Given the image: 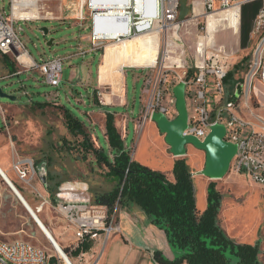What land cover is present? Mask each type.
<instances>
[{
  "label": "rangeland",
  "instance_id": "obj_1",
  "mask_svg": "<svg viewBox=\"0 0 264 264\" xmlns=\"http://www.w3.org/2000/svg\"><path fill=\"white\" fill-rule=\"evenodd\" d=\"M80 1H68L74 3L76 13L80 11ZM9 2L10 0H0V9L3 8L6 15H9L10 6L16 2L20 3V0H15L11 5ZM24 2L32 3L33 8L28 6L19 10L23 13H29V15L34 14L37 18L27 22H14L13 26L27 54L35 58L37 63L54 57L66 59H64L62 65L61 83L58 87H52L43 83L42 78L35 71L30 74H10L11 71L9 68L7 71L2 56H0V91L15 98L13 102L0 98V161L3 160L7 169L3 168L1 164L0 166L7 173L14 187L21 193L50 231L61 250H68L67 253L64 251L63 253L68 254L67 257L75 263L81 264L79 256L72 254L74 246H76L72 232L50 205L54 204L56 195L61 194L63 183L71 181L85 183L94 197L96 194L111 191L114 188L115 181L106 176V170L96 162L91 153L86 154L85 159H82L83 151L78 148L81 137L72 136L69 133L65 125L62 106L55 104L56 102L52 101V96H57L61 105L81 122L86 117V130L90 134L94 148L98 149L100 144L106 149L104 137L99 132L102 131L104 123L103 113L96 111L83 114L82 112L91 110L86 106L88 103L86 91L81 86L68 87L66 79L71 66L79 68L83 63L90 61H92L90 70L95 75L96 64L102 62L106 45L114 41H95V46L92 45V19L87 4L81 9L80 16H82V19L79 17L86 28L82 30L78 26L72 28L67 24L53 21L56 20V15L61 11V0H25ZM186 4V17L181 18L178 12L177 22L173 28L159 30L156 64L151 67L133 68L128 66L130 61L127 59L124 70H122L123 81L121 85L123 93L125 90L124 96L127 106L116 111L121 114L118 117L119 120L128 118L125 143L130 152L134 154L136 162L155 171H160L158 169L160 161L152 152L154 149L150 146V142L148 143V146H150L148 150L139 152V146L137 147V143L134 141V124L135 122L138 123L137 130H139L142 121L138 118L146 99V93L142 95V81H136L134 76L139 74L145 76L147 74L149 85L157 69L164 70L170 78L174 75H182L185 70L191 72L201 60L200 54L196 53V44L200 40L204 44V53L221 46L230 54V69L228 71L230 76L225 82L222 105L238 102L244 93L249 91L248 105H240L241 115L253 122L257 118L264 119V88L260 85L258 78L255 77L250 89L247 90L246 75L249 59L242 61L246 57H251L256 38L252 39L251 37L247 46L241 48L238 34L235 36L234 34L225 35V30L218 27L222 24L211 28L209 21L214 15L212 16L201 9V5L191 7L190 0H187ZM43 18H49L52 22H35V20H42ZM157 27L158 25H155L154 29ZM40 28H47L49 34L44 37L39 32ZM216 29L217 32L214 33ZM208 35L213 37L209 38ZM82 36L83 39L80 42ZM50 39H53V44L46 47L45 42ZM79 45H81L84 55L80 54ZM9 60L13 65V70L19 72L25 70L16 63L12 56H9ZM120 62V60H117L115 65ZM77 74V79H82L83 69ZM170 82H173V80L170 79ZM109 92L110 90L107 88L101 89V93L104 95L109 94ZM168 96L169 93L165 92L163 104L168 108L170 114L175 117L176 112L174 106L169 105ZM91 100L92 103L97 104L102 98L95 91L91 96ZM45 102L47 105L43 109L35 105ZM145 122H149V120ZM151 123L154 126V134L156 133L163 138L155 124ZM119 128H121V125ZM147 131L148 126L143 130V137L147 136ZM186 151V157L184 158L187 165L193 171L199 167L197 171L200 173L204 163V153L192 146H187ZM23 158L32 160L34 164V175L29 183L19 181L16 175L8 169H11L14 161ZM161 172L163 171L161 170ZM198 176L200 177L192 180L196 191H198L200 180L203 178L201 174H198ZM247 179L244 175H237L228 170L221 179L209 180L208 182L215 184V189L221 196V207L218 214V223L221 229L237 243L253 245L255 242H259V261L264 264V186L253 184ZM0 182L2 185L0 240L7 243L14 241L27 242L44 250L49 255L55 254L54 247L37 228L1 178ZM44 201L49 204L40 207ZM132 205L134 204L123 207ZM134 206L138 207L137 205ZM138 209L143 212L139 207ZM143 214L145 213L143 212ZM145 216L149 219L147 215ZM170 248L176 253L174 258L180 255L178 250ZM92 249L100 252L102 248L93 245Z\"/></svg>",
  "mask_w": 264,
  "mask_h": 264
},
{
  "label": "built area",
  "instance_id": "obj_2",
  "mask_svg": "<svg viewBox=\"0 0 264 264\" xmlns=\"http://www.w3.org/2000/svg\"><path fill=\"white\" fill-rule=\"evenodd\" d=\"M14 1L10 0V5ZM111 1L119 2L120 0ZM155 1L156 10L153 18L147 21L144 15L146 3L142 11H137L133 8L132 1L127 0L124 4L123 17H116L112 20L116 23H123V20L127 19L128 31L118 37L107 39L97 36L95 33L97 13L92 7V0H81L80 8L82 9L87 4L91 11L92 45L95 46V41H119L121 38L141 35L154 29L155 25L160 26L161 30L173 28L177 22L180 0ZM199 1L206 12L214 14L216 11H225L235 6L238 8L242 3L254 0ZM18 21L27 22L28 20L13 18L12 5L9 8V15L5 14L4 9H0V55L12 56L19 65H22L18 58L22 54H28L13 26L14 22ZM252 35L253 38H256V43L247 64V90L250 89L255 77L264 88V0L255 17ZM79 52L82 55L85 54L81 48H79ZM200 57L201 60L194 70L191 72L185 70L180 76L174 75L170 78L162 69L155 71L150 80L138 120H141L142 124L147 120L150 121L153 113H161L167 120H173L175 117L164 106L163 100L165 92L169 93L168 103L174 106L175 99L172 89L175 85L182 83L187 110V126L183 131V136H191L203 141L212 126L222 125L225 130L223 140L236 146L229 170L237 175L246 176L258 186H264V119L257 118L253 122L241 115L240 105H248L249 91H246L238 102L222 105L225 91L224 80L230 69V54L223 47L219 46L208 52H202ZM64 59L66 58L54 57L40 63L34 62L30 65V69L38 73L43 83L58 87L61 83ZM170 79L173 82H170ZM11 170L23 183H29L35 171L32 160L27 158L14 161ZM63 194H71L75 197L67 198ZM1 197L2 185L0 182V200ZM55 198L54 204L50 207L55 209L66 227L72 232L76 244L84 238H88L92 242V247L94 245L103 248L112 235L119 233V225L115 221L117 205L110 213L106 206L96 204L83 192L75 193L71 189L62 191ZM48 204L44 201L40 207ZM55 251V254H42V249L27 242L11 244V242L0 240V264H70L60 251ZM78 256L81 264H97L99 252L91 248L88 252L79 253ZM70 260L73 264H77L72 259Z\"/></svg>",
  "mask_w": 264,
  "mask_h": 264
},
{
  "label": "trees",
  "instance_id": "obj_3",
  "mask_svg": "<svg viewBox=\"0 0 264 264\" xmlns=\"http://www.w3.org/2000/svg\"><path fill=\"white\" fill-rule=\"evenodd\" d=\"M7 61L6 56H2ZM248 57L242 61H246ZM13 73V66L6 62ZM230 76L227 72L224 82ZM43 109L47 103L35 104ZM67 130L72 136H80L78 148L82 159L91 153L96 162L106 170V176L115 181L114 188L96 194L93 201L106 206L112 213L115 205L123 207L137 205L147 215L151 224L163 230L170 247L180 252L172 260L164 258L159 251L152 254L157 264H262L259 261L260 243L240 244L230 239L218 223L221 196L214 183L206 189L207 206L199 213L195 205L192 175L185 159L173 163V181L166 174L155 171L130 159L123 140L115 126L112 113H104V137L107 148L96 149L86 126L69 110L62 106ZM73 255L88 252L92 242L84 238L74 246ZM65 253L67 249L63 250ZM68 255V254H67Z\"/></svg>",
  "mask_w": 264,
  "mask_h": 264
},
{
  "label": "crops",
  "instance_id": "obj_4",
  "mask_svg": "<svg viewBox=\"0 0 264 264\" xmlns=\"http://www.w3.org/2000/svg\"><path fill=\"white\" fill-rule=\"evenodd\" d=\"M61 1H62L61 11L59 12V14L56 15L55 17L56 20H53V21L67 24L72 28L78 26L82 30L86 29L83 26V23L80 21V18H79L81 17L80 16L81 8H80V11L76 13L74 3L68 2L69 0H61ZM186 1L187 0H180L179 14L181 18L186 17V14H185V5H187ZM190 1H191V7L193 6L194 8L195 5H197L198 7L201 5V9L204 10L199 0H190ZM262 4H263V0H254V1L246 2V3H242L238 7V10H237L238 22H237L236 31L233 32V30L224 26V23L223 25L218 26V27L221 28V30H225L224 31L225 35L234 34L235 36L236 34H238V40L240 42L239 43L240 47L245 48L247 44L249 43L251 37L253 39L252 33H253V27H254V20L258 13V10L262 7ZM35 22H52V20L49 18H43L42 20H35ZM228 30L232 32L230 33V31ZM216 32H217V29L215 30L214 33ZM212 37H209V38H212ZM82 39H83V36L80 38V42L82 41ZM79 48H81V45H79ZM27 56H28V61H29L28 64L25 66L23 64L20 65L23 68H25V70L23 72H19L18 70L17 71L13 70L14 72L10 74H14V73L30 74L31 72H34L33 70L30 69V65L37 61L35 58L30 56L29 54ZM6 57L8 60L5 62L3 61V63L5 67L7 68L6 62H10V60H9V56H6ZM102 65H103V56H102V62L101 63L97 62L96 64V74L95 75H93L90 70L92 67V61L83 63V65L79 66V68H76L75 66H71L70 73L68 74L67 79H66V82L68 84L67 86L68 87L81 86L86 91L87 99H88V103L86 104V106H88V108H91V110L82 112L83 114L85 113L88 114L90 112H96V111L102 112L103 115L106 111L113 114L115 118V126L121 136V139L123 140L124 146L126 150L129 152V155L131 156V160L135 161L136 159L134 158V154L130 152V149L126 146V143H125L126 136H127L128 118L125 115H123L126 118L124 120L123 119L119 120L118 117L121 114L117 113L116 111L118 109L125 108L127 106L126 98L124 96L125 90L123 93V87L121 85L123 81V76H121L119 82L114 81L111 74L107 75L104 78V80H101L100 69ZM81 69H83L84 74L82 76V79H77V76H78L77 73ZM122 70H124V67L122 68ZM7 71H8V68H7ZM125 77H126V74H125ZM125 77H124V81H125ZM147 77L148 76L145 77L142 74L134 76L136 81L138 80L142 81V95L143 93H147V90L149 88V85H148L149 81H147L148 80ZM104 88H107L108 90H110L109 94L104 95L101 93V89H104ZM95 91L102 98V100L99 101L97 104L92 103V100H91V96L93 92ZM52 98H53L52 101L56 102L55 104L63 106L57 99V96L53 95ZM142 99H143V96H142ZM86 120H87L86 117H84L82 121L85 124V126H86ZM120 125H121V128H119ZM147 126H148V131H147L148 134L147 136L143 137L142 135L143 130ZM138 127H139L138 123L135 122L134 141H136L137 147L139 146V152H144L148 150L150 146L153 147L154 151L152 150V152H154L155 157L158 159V161H160L159 167H158V169L160 170L159 172H161L162 170L163 171L162 173L166 174L168 180L173 181L174 180L173 175H172L173 163L177 159H185L184 157H186V155L180 158L173 157L169 152V148L164 143L163 138H161V136H159L156 133L154 134V131H153L154 126L152 125L150 121L142 124L139 130H137ZM119 129L121 130L119 131ZM99 132L104 137V123L102 125V131H99ZM104 141L106 143L105 137H104ZM149 142L151 144L150 146H148ZM98 144L99 143L97 141V145ZM0 164L2 165L3 168L7 169V167L3 163V160L0 161ZM188 167L190 169V166ZM8 169L10 172H12L10 168ZM197 169L194 171L190 169L192 180L200 177L198 176V174L200 173H198ZM247 180L250 181L249 179ZM208 181L209 179L203 177L200 180V186L198 188V191H196V187H194L196 205H197V210L199 211V213L203 212V210H205L207 206L206 189L209 184ZM70 189L74 191L75 193L83 192V194L86 197L91 198V200H93V194L89 192V187L85 183H82L79 181H71V182L63 183L61 185V191L70 190ZM74 197L75 196H73V198ZM115 221L119 225V233L112 235L107 241V243L105 244V246L101 249V251L99 252L97 264H157L152 259V254L155 251L161 252L162 256L169 260L173 259L176 256V253L170 248V246L167 243L165 233L162 230L155 227L154 225H152L149 219L145 216V214H143V212H141L138 209V207L134 205L129 206V207H123V208L118 207L115 213Z\"/></svg>",
  "mask_w": 264,
  "mask_h": 264
},
{
  "label": "bare ground",
  "instance_id": "obj_5",
  "mask_svg": "<svg viewBox=\"0 0 264 264\" xmlns=\"http://www.w3.org/2000/svg\"><path fill=\"white\" fill-rule=\"evenodd\" d=\"M25 0H20V3L16 2L12 5V16L17 19L31 20L37 18L36 15L29 13H23L19 9L26 8L28 6L33 7L32 3L24 2ZM132 6L137 11H142L144 9L146 3V9L144 11L145 19L150 21L153 18L154 11L156 10V1L155 0H131ZM127 0H120L119 2L111 1V0H92V7L94 11L97 13L96 17V28L95 33L97 36H103L107 39H112L118 37L121 34H124L128 31V20H123V23L113 22V18L123 17L124 12V4ZM31 10V9H30ZM238 8L232 7L225 11H216L213 18H209V25L215 27V25H219L224 23V26L227 28L236 31L237 22H238ZM208 19V18H207ZM114 24H113V23ZM160 28L153 29L147 33L137 35L130 38H121L119 41H114L113 43L107 44L105 47V52L103 55V65L100 69L101 80L111 74L114 81L119 82L122 76V68L126 65V60L130 61L128 64L129 67L133 68H143V67H151L156 64L157 52H158V33ZM214 31V30H213ZM232 32V31H231ZM209 36V35H208ZM210 37V36H209ZM204 44L202 40L196 44V53L201 54L203 52ZM170 58V57H169ZM117 60L121 62L117 64ZM18 61L24 66L28 64V56L26 54L20 55ZM179 61V60H177ZM176 62V61H175ZM181 65V64H179ZM233 161V158L231 162ZM230 162V163H231ZM0 178L5 182L8 186L9 190L18 200L22 208L28 214V216L32 219V221L36 224L37 228L41 231V233L45 236V238L49 241V243L54 247L55 250L60 251L62 256L65 258L67 262L73 264V262L67 257L65 253L61 250L50 231L44 225V223L40 220L36 212L32 209L30 204L24 199L21 193L14 187L10 179L8 178L7 173L0 166ZM5 178L6 181L3 179ZM11 184V187L8 183ZM64 197L73 198L71 194H63ZM21 197V198H20ZM21 199V200H20ZM38 210V208H37ZM46 233H43V231ZM53 242V244L51 243ZM11 244H21V241H14ZM42 254H48L44 250H42Z\"/></svg>",
  "mask_w": 264,
  "mask_h": 264
},
{
  "label": "water",
  "instance_id": "obj_6",
  "mask_svg": "<svg viewBox=\"0 0 264 264\" xmlns=\"http://www.w3.org/2000/svg\"><path fill=\"white\" fill-rule=\"evenodd\" d=\"M39 32H41L44 37L49 34L47 28H40ZM52 44L53 39L45 42L46 47H50ZM172 94L175 99V118L173 120H167L163 114L153 113L150 117V121L155 124L158 132L163 135V141L169 148V152L173 157H184L186 155L187 146H192L204 153V163L200 174L209 180L221 179L229 170L230 162L236 152V146L223 140L225 130L222 125L212 126L209 134L203 141H199L191 136H183V131L187 126V110L183 84L179 83L175 85L172 89ZM0 98L12 102L15 101L14 97L3 94L1 91ZM3 179L6 181L5 178ZM8 185L11 187L10 183H8ZM43 233L45 232L43 231ZM51 243L53 244L52 241Z\"/></svg>",
  "mask_w": 264,
  "mask_h": 264
}]
</instances>
